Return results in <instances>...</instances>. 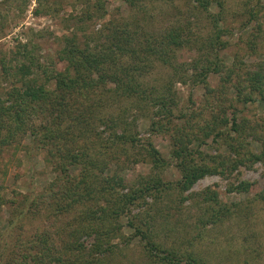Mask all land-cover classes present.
I'll list each match as a JSON object with an SVG mask.
<instances>
[{
    "label": "rangeland",
    "instance_id": "1",
    "mask_svg": "<svg viewBox=\"0 0 264 264\" xmlns=\"http://www.w3.org/2000/svg\"><path fill=\"white\" fill-rule=\"evenodd\" d=\"M189 3L187 0L174 3L167 0H139L135 6H131L123 0H0V96L3 95V88L10 84L2 72L1 59L6 58L12 68L11 72L8 71L12 76L17 72V61L12 56L19 44L27 43L28 51L33 53L31 56H34L35 61L43 62L64 46L63 36L77 33L81 39L89 36L90 46L99 45L103 40L91 41V35L93 31L103 28L104 24L107 25L109 20L126 24L124 38L132 37L134 31L141 35V39L147 33L160 38L177 26L183 27L185 32H200L206 37L217 34L220 27L221 39L216 46L209 48V51L204 49L203 52L211 54V58L215 55L219 57L222 70L208 76L206 84L210 87L209 91L201 77L197 80L189 78L184 83L177 79L172 83V91L177 96L180 108L174 111L170 133L158 130L153 126V121H159L160 118L165 120L162 113L160 117L156 114L160 108L158 96L164 94L171 97L162 86L174 79L171 78L175 77L174 69H171L169 63L162 65L154 60L140 76V83L150 86L144 100L136 102L129 98H117L112 83L107 85L101 98L99 90L91 89L85 94L81 99L82 105L86 103L85 122L88 121L95 132L89 134L90 142L84 144L89 146L92 153H99L100 150H109L111 153L114 150L110 149L114 145L111 130L119 132L117 124L121 121L131 123L141 140L152 141L169 161L162 176L173 188L162 192L156 200L148 198V203L135 205L130 217L133 219L136 214L148 217L155 240L162 241L168 248L194 256L205 264H264V161L255 159L261 158L264 152V93L254 94L249 83L254 71L264 76V0H213L209 14L191 11ZM104 10L107 15L103 19L94 20V23L92 20L85 22V32L76 28L81 14L92 12L98 17ZM212 22L217 24V30ZM178 48L172 58L177 69H182V65L187 66V63L200 57L197 50L188 46ZM227 72L231 73L228 79L225 76ZM33 75L38 81L45 79L37 68ZM261 81L264 88V77ZM219 87L221 91L218 93ZM248 97L252 98L245 101ZM234 109L243 126L252 125L259 130H245L243 143L233 150L228 140L232 137L239 139L240 133L233 132L228 137L214 136V132L219 129L227 134L229 128L225 127L224 115L232 116ZM37 114L33 113L32 123L39 126ZM108 122L114 123L113 128L107 127ZM206 125H209V133L204 135L202 127ZM183 126L187 130L193 126L192 131L197 133L196 136L190 135L186 141L189 147L194 150L200 148L204 152L202 155L194 152L188 161L207 167L208 171L188 189L181 191L178 182L183 174L175 161H172L169 137L176 133L178 127ZM81 144L83 148L84 144ZM139 150L121 148L120 155L125 159L126 155L122 151L132 155ZM250 150L254 153H250ZM45 157L44 149L36 148L28 153L23 147L12 158L6 159V156L4 161L7 173L3 182L6 193L16 190L35 196L48 188L49 194L45 193L43 199L49 201L50 183L56 179V174ZM117 161L122 162L121 159L113 158L109 169L117 170ZM120 166L125 174L134 177L151 171V165L141 161L133 163L124 160ZM243 183L250 184L248 191L239 189ZM60 186L56 189H60ZM212 192L216 193L218 201L209 199ZM81 211L82 206L79 209ZM79 214L74 211L67 215V219L64 217L54 222L48 208H44L34 221H26L25 236L39 232L47 237V233L60 232L63 226H70L71 223L75 225ZM6 217V212L0 214L1 229ZM128 218L126 215L120 219L121 230L112 239L118 248H114L107 259L103 256L105 264L144 263L139 239L133 238L129 242L122 239L132 232L125 225ZM92 225L85 223L84 229H92ZM53 239L56 240V237ZM81 240L93 242L92 237L88 236Z\"/></svg>",
    "mask_w": 264,
    "mask_h": 264
},
{
    "label": "trees",
    "instance_id": "2",
    "mask_svg": "<svg viewBox=\"0 0 264 264\" xmlns=\"http://www.w3.org/2000/svg\"><path fill=\"white\" fill-rule=\"evenodd\" d=\"M123 1L135 6L139 0ZM167 1L174 3L178 0ZM187 1L190 2L188 7L191 11L209 14L213 0ZM218 3L223 6L220 1ZM106 13L104 10L98 17L92 12L81 14L76 28L85 32L87 20H92L94 23V20L98 21L106 17ZM106 23L107 25L104 24L103 28L93 31L91 35V41L103 40L99 45L90 46L89 36L83 39L78 37L77 33L63 36L64 46L43 62L35 61L34 56H31L32 52L28 51L27 43L19 44V48L12 56L17 61V72L12 76L10 75L12 68L7 64L6 58L1 59L2 72L5 74V80L10 84L3 88V95L0 96V214L2 212L7 214L5 223L2 229L0 228V264L48 262L105 264L103 256L107 259L114 252V248H118L112 239L121 230L119 221L126 215L129 218L125 225L132 232L127 237L120 235L127 242L133 238L139 239L140 253L144 257L143 264H205L194 256L168 248L162 241L155 240L152 223L150 226L148 217L144 218L141 214L134 215L133 219L130 217L135 205L148 203V198L156 200L162 192L173 188L162 176L169 161L152 141L143 142L135 126L132 127L127 121L117 124L120 127L119 132L111 130L114 145L110 146V149H114L113 152L110 153L109 150H100L99 153L90 152L89 146L84 143L90 142L89 134L95 130L88 121L85 122L86 103L82 105L81 99L91 89L99 90V98H101L107 85L112 83L115 89L112 90L117 91V98H129L136 102L144 100L150 91V86L140 83V76L150 67L149 64L154 63V60L162 65L169 63L171 69H174L175 77L171 76L174 79L162 87L171 97L164 94L158 96L160 108L156 110V114L160 117L159 114L162 113L165 120L161 118L159 121L154 120L153 126L160 131L170 133L173 128L174 111L180 108L177 96L172 91V83L177 79L184 83L189 78L197 80L201 77L202 83L206 84L210 74L216 75L221 72V59L216 55L211 58V54L203 51L204 49L209 51V48L216 46L221 39L222 29L219 27L214 36L203 37L200 32H185L182 30L183 27L177 26L168 31L166 36L159 38L147 33L141 39L137 31L133 32L132 37L124 38L123 34L126 32L124 22L109 20ZM213 23L217 30V24ZM181 46L197 50L200 57L187 63V66L182 65V69H177L172 58ZM35 68L43 73L45 78L43 81H38L33 75ZM230 75L231 73L227 72L226 79ZM250 77L249 83L253 87V93H264L261 81L264 76L259 71H254ZM206 85L209 91L210 87ZM220 91L221 87L218 93ZM251 98L248 97L245 101ZM236 111L234 109L231 112L232 116L224 115L225 127L229 128L227 134L219 129L214 132V136L228 137H231L233 132L240 133L238 134L240 140L237 137L228 140L233 150L243 143L245 130L256 131V128L259 130L252 125L243 126L236 116ZM33 113L35 115L38 113L39 126L32 123ZM182 114L185 116L184 113ZM113 124L108 122L107 127L113 128ZM192 128L193 126H190V130H187L186 126L178 127L176 133L170 134L169 137L172 161H175L183 174V178L178 182L181 191L188 189L208 171L207 167L194 165L188 161L194 152L200 155L204 153L200 148L194 150L189 147L186 142L190 135L197 134ZM202 130L204 135L209 133V125L202 127ZM94 136L97 137V134ZM28 137L30 140L27 141ZM80 142H82L81 146L84 144L83 148L80 147ZM22 147L28 153L36 148L44 149L46 152L45 160L56 174V179L50 183L49 201L43 199L46 197L45 193L49 194L48 188L35 196L22 194L16 190L11 191L10 194L6 193L3 182L6 179L7 164L4 159L6 156V159L12 158ZM121 148L122 150L141 149V151L130 154L131 156L128 151H122L126 155L125 159H122ZM252 152L250 150V153ZM112 157L121 159L122 162L129 160L133 163L134 161L148 163L151 165V171L135 177L129 176L124 173L120 161H117V170L109 169ZM260 157L255 159L264 161V152ZM59 184L60 189H56ZM239 189L248 191L250 184L243 183ZM209 199L218 201L215 192H212ZM81 206L83 211L79 212ZM44 208H48L54 222L64 217L67 219V215L74 211L80 213L79 220L75 225L71 223L70 226H63L60 232L47 233V237L40 235L39 232L34 233L33 236H25L26 221H34ZM85 223L93 224L92 229H84ZM87 236L92 237L93 242L81 240L82 237ZM53 237H56V240Z\"/></svg>",
    "mask_w": 264,
    "mask_h": 264
}]
</instances>
